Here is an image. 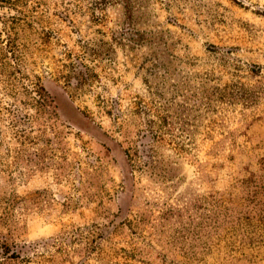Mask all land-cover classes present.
Segmentation results:
<instances>
[{"label":"rangeland","instance_id":"obj_1","mask_svg":"<svg viewBox=\"0 0 264 264\" xmlns=\"http://www.w3.org/2000/svg\"><path fill=\"white\" fill-rule=\"evenodd\" d=\"M0 264H264V0H0Z\"/></svg>","mask_w":264,"mask_h":264}]
</instances>
